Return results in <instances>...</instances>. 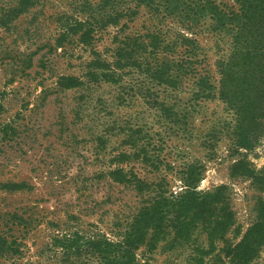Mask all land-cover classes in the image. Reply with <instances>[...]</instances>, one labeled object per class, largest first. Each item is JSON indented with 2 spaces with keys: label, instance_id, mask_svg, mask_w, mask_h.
<instances>
[{
  "label": "rangeland",
  "instance_id": "1",
  "mask_svg": "<svg viewBox=\"0 0 264 264\" xmlns=\"http://www.w3.org/2000/svg\"><path fill=\"white\" fill-rule=\"evenodd\" d=\"M83 1L0 0V232L16 238L19 247L17 251L14 247L1 250L0 264H74V255L66 260L59 248L51 246L52 237L61 230L118 238V228L112 225L115 215L127 209L124 204L132 206L135 193L121 186L108 188L95 179L92 187H81H88V179L107 167L109 153L132 132L139 146H145L146 155L151 149L158 154L156 170L138 164L141 155L129 161L128 166L141 178H162L170 190L178 191L182 170L193 164L201 170L197 189L226 186L234 223L224 239L227 245L235 244L260 218L264 182L257 178L264 181V173L256 179L235 175L231 165L244 157L255 172L264 171V141L254 149L237 150L227 126L231 115L216 100H203L194 110L188 108L186 124L170 122L154 97L157 101L164 98L168 104L179 101V111V105L191 104L190 89L183 88L186 83L178 91L164 90L133 68L126 69L116 82L101 77L103 70L90 63L93 52L100 59H110L115 31L121 24L127 27L118 36L124 31L144 35L159 28L164 41L176 43L167 56L182 50L176 35H189V31L178 17L153 14L149 7L140 6L133 19L120 18L118 26H106L95 34L90 46L83 45L78 42L79 33L65 32L76 17L85 18ZM89 1L94 5L98 0ZM215 1L234 5L233 0ZM133 4L121 0L116 6L125 10ZM205 31L196 35V42L212 66L229 52L230 39L224 33ZM60 76L83 84L62 90L57 85ZM113 125L122 130L116 134L118 129L109 130ZM98 135L103 137L101 145ZM127 145L124 148L132 153L134 149ZM13 182L26 184L7 188ZM107 195L110 200L101 202ZM95 201L99 204L94 205ZM15 213L23 220L13 218ZM194 235L197 238L192 244L172 249L159 244L152 252L139 248L135 256L142 264H231L224 256L222 241L197 262L200 252L195 247L207 246L203 234L195 231ZM247 264H264V244Z\"/></svg>",
  "mask_w": 264,
  "mask_h": 264
},
{
  "label": "trees",
  "instance_id": "2",
  "mask_svg": "<svg viewBox=\"0 0 264 264\" xmlns=\"http://www.w3.org/2000/svg\"><path fill=\"white\" fill-rule=\"evenodd\" d=\"M119 1L98 0L93 5L84 0L85 18L76 17L65 32L79 33L78 42L90 46L98 31L108 25L118 26L122 17L133 19L141 6L149 7L153 14L178 17L189 35L177 34L176 41L182 50L167 56L169 48L176 43L164 41L159 28H153L144 35L124 31L118 36L127 27L123 23L115 31L110 59H100L97 52H93L95 57L90 63L96 70H103L99 74L101 77L116 82L127 72L126 69L133 68L164 90L178 91L186 83L187 87L183 88L189 87L191 104L179 105V111L176 110L179 101L168 104L164 98L157 101V96L154 97V102L170 122L186 124L190 114L188 108L193 109L203 100H216L231 115L227 126L237 150H251L264 141V0H233L232 6L221 5L215 0H126L134 3V7L125 10L117 8ZM106 6L109 7L104 10ZM203 30L214 35L224 33L230 39L229 52L215 60L212 66L198 51L196 35ZM82 84L79 79L69 76L57 79L58 88L62 90ZM115 129H118L116 134L122 130L118 125L109 127V130ZM133 134L125 135L126 138L112 149L113 153H109L107 167L88 179V187H81V190L92 187L95 179L108 188L121 186L135 193L132 206L124 204L127 209L115 215L112 225L118 228L115 233L118 238L110 239L99 232L61 230L59 235L52 237L51 246L59 248L66 260L74 255V264H142L135 256L139 248L152 252L159 244H168L171 249L189 245L196 240L194 233L197 231L205 236L207 246L195 247L200 252L197 262H202V256L212 251L217 241H222L221 248L229 263H249L258 247L264 244V203L259 206L260 218L241 239L232 245L225 244L224 237L234 223L224 193L226 186L219 185L211 191L197 189L201 170L193 164L182 170L178 191L170 190L162 178H141L133 166H128L129 161L141 155L138 164L156 170L158 154L151 149L152 153L146 155L145 146L141 148ZM96 139L99 145L103 144L102 136L98 135ZM125 144L134 149L132 153L124 148ZM231 173L256 179L264 171L255 172L249 162L240 157L232 163ZM261 180L257 178V182H264ZM9 184L7 188L19 189L26 183ZM109 200L107 195L101 202ZM98 204L95 201L94 205ZM12 215L19 222L23 220L16 213ZM13 247L15 251L19 250L16 238L0 232V251Z\"/></svg>",
  "mask_w": 264,
  "mask_h": 264
}]
</instances>
